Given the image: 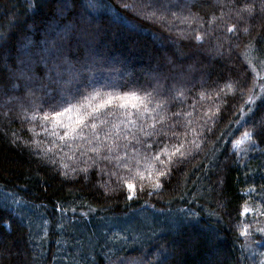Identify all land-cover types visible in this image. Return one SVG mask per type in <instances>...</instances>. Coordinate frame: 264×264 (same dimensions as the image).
Segmentation results:
<instances>
[{
  "label": "trees",
  "instance_id": "obj_1",
  "mask_svg": "<svg viewBox=\"0 0 264 264\" xmlns=\"http://www.w3.org/2000/svg\"><path fill=\"white\" fill-rule=\"evenodd\" d=\"M186 2L192 17L183 22L169 17L164 26L126 12L120 0H69L63 15L60 5L50 0H0V71L7 79L11 70L12 82L19 85H0V191L43 215L47 225L46 238H37L23 210L0 204V264H53V228L61 223L65 231L72 223L64 217H74L71 213L83 212L92 219L141 209L182 210L188 217L161 226L139 245L97 243L103 251L96 254V247L86 264H263L264 231L259 230L264 229V136H256L254 145L245 140L233 146L246 130L235 121L249 92L245 90L244 98L234 95L229 82L247 77L251 87L254 76L258 82L264 74L257 67L264 59V12L257 8L254 15L244 12L241 18L236 7L243 0L223 8L225 0ZM183 15H189L187 9ZM49 25L61 33H87L71 55L101 65L97 90L120 93V86L140 85L151 91L153 86L162 106L153 100L143 125L109 117L113 126L98 125L99 140L85 129L91 143L77 139L62 144L51 125L40 126L42 114L33 106L42 92L25 91L27 81L19 77L16 59L27 58L25 38L41 43ZM233 25L236 33H228L226 28ZM205 33L198 45L194 35ZM33 67L37 79L32 87L37 89L46 81L43 66ZM254 113L256 119L264 116V102L256 100ZM142 126L155 135L145 136ZM135 138L158 142L152 155L157 147L171 151L173 144H183L186 158L172 166L170 176L158 178V190L157 177L149 178V173L161 165L142 159L149 152ZM134 149L140 150L139 157ZM136 159L141 163L131 172L120 166L134 165ZM129 176L136 186L132 200L126 199L124 186Z\"/></svg>",
  "mask_w": 264,
  "mask_h": 264
},
{
  "label": "snow or ice",
  "instance_id": "obj_2",
  "mask_svg": "<svg viewBox=\"0 0 264 264\" xmlns=\"http://www.w3.org/2000/svg\"><path fill=\"white\" fill-rule=\"evenodd\" d=\"M50 2L60 5V15H63V10H66L69 6V0H50ZM231 2L232 0H225V4L221 7H227ZM72 3H76V0H72ZM120 7L134 16H139L144 20L164 26L168 25L169 17L173 19L178 18L183 22L193 15L186 0H120ZM233 7H236V5H233ZM257 8H259V11L264 12V0H243L242 5L236 7V14L240 15L241 18L244 12L252 16L255 14ZM186 9L189 12L188 16L183 15ZM216 19L217 17H212V21ZM242 30L247 34V27H244ZM226 31L235 34L236 26H229L226 28ZM85 35L87 33L84 35L78 32L69 34L68 31L61 33L54 26L49 25L44 30V38L41 43L25 38L22 48L25 50L27 58L21 59L19 56L16 57L17 62L21 66L18 69L19 77L27 81L24 84L25 91L33 95L36 91L42 92V96L37 97V102L33 106L34 111H39L42 114L43 124L40 126L46 128L48 125H51L53 135L62 144L77 139H87L91 143L92 140L84 135L85 129L90 131L92 138L99 140L101 129L98 125L105 127L113 126L109 117L119 118L123 116L127 124L134 125L137 121H140L143 125V116L149 110L148 105L153 100H157L158 106H162V103L158 100L159 94L153 86H149L152 87L151 91H149L148 87L140 85L126 89L120 86V93H104L97 90L94 84L97 73L101 71V65L95 59L80 61L71 55L72 50L84 41ZM206 35L208 33L203 35L196 34L193 38L199 45L203 44ZM0 39H4L3 35H0ZM233 47L236 46L234 45ZM34 65L43 66L42 81H46V83L41 82L37 89L32 87V83L37 79L34 75ZM257 67L264 69V59L259 62ZM245 71H248V69H245ZM9 72L10 75L6 79L4 72L0 71V85H7L13 89L19 88V85L12 82L11 70ZM229 86L234 89L233 94L239 93L241 98H244L246 89L249 92L248 97L244 99V105L238 110L239 116L235 121L240 128H245L246 130L243 131L241 139L234 141L233 146L238 147L245 140L254 145L256 136H264V116L256 119L254 113L256 100L259 99L261 102H264V76L259 77L258 82L254 76L251 87H249L247 77L235 83L229 82ZM257 89L259 91H256ZM249 113H252V115H249ZM175 115L179 116L180 113H175ZM56 129L60 131L57 132ZM130 131L128 129V132ZM141 131L145 136L155 135V133H148L143 126L141 127ZM104 134L105 137L109 135L107 131ZM173 134L175 135L176 133L173 132ZM117 135L119 134L117 133ZM163 135L167 138V133H163ZM123 138L126 140L128 137L125 135ZM135 139L136 143H143L145 150L149 152V156L142 159L146 163L150 160L158 162L161 165L160 168H155L154 173H149V178L153 174L157 177L154 190H158L162 187L158 178L170 176L172 166L181 163L186 158V153L182 151L183 144H173L171 151L157 147L155 155H152L153 145L158 142L150 140L141 141L139 138ZM93 151H96V149H93ZM108 151L111 152L112 148L109 147ZM134 151L136 152V156L139 157L140 150L134 149ZM177 154L178 158L174 159V157H177ZM161 155L166 156L167 160L161 159ZM102 159L110 161L111 157L104 156ZM140 163L141 159H136L134 165L124 163L120 166L128 168L131 172L134 168H138ZM83 171L87 173V169ZM132 179L134 177L129 176L124 181V186L128 189L126 195V199L128 200H132L136 196V186L130 182ZM140 179L143 180L144 177L141 176ZM140 191H143V187L140 188ZM148 194L152 195L153 193L149 192ZM244 211L246 212L247 209ZM261 214L264 215V211ZM259 231H264V229H260ZM245 234V232H241V235ZM160 264H166V261H161Z\"/></svg>",
  "mask_w": 264,
  "mask_h": 264
},
{
  "label": "rangeland",
  "instance_id": "obj_3",
  "mask_svg": "<svg viewBox=\"0 0 264 264\" xmlns=\"http://www.w3.org/2000/svg\"><path fill=\"white\" fill-rule=\"evenodd\" d=\"M260 75L263 76L264 74ZM239 139H241V136L236 140ZM0 204L11 209L19 208L21 211L23 210L27 219L26 222L30 224L32 229L30 233L37 234V238H46L47 225L43 215L37 213L34 209L25 208L22 202L3 191H0ZM71 214H74V217L80 216L81 218L77 217L75 220L72 217L73 215L65 216L64 222L72 224H69L65 231H63L61 223L56 224L53 228V232L56 234L53 236L55 240L52 256L53 264H86L92 259V253L96 247L98 248L95 251L96 254L103 251L101 250L103 246L100 247L99 245L98 247L97 243L102 242V245H111L112 247L128 246L129 244L139 245L142 241H147L148 235L155 234L161 226L174 224L188 217L187 213L182 210L165 212L153 209L131 211L119 217L109 218L95 217L89 219L83 212ZM64 233L66 236L63 235ZM262 261L264 264V257Z\"/></svg>",
  "mask_w": 264,
  "mask_h": 264
}]
</instances>
